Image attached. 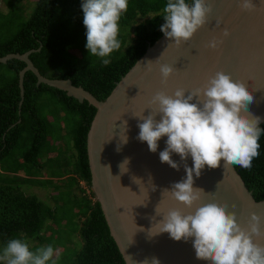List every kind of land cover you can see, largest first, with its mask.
<instances>
[{
    "label": "trees",
    "instance_id": "16d2710c",
    "mask_svg": "<svg viewBox=\"0 0 264 264\" xmlns=\"http://www.w3.org/2000/svg\"><path fill=\"white\" fill-rule=\"evenodd\" d=\"M167 2L129 0L128 11L119 22L122 46L106 57L110 63L104 65V58L90 56L86 48L83 0H35L31 15L14 33H4L6 20L0 19V56L32 50L29 58L42 75L68 78L102 100L147 46L163 34L160 28L165 23ZM186 2L191 5L193 0ZM137 17L145 18L135 22ZM24 66L17 58L0 62V242L6 245L10 239L24 238L41 243L57 235L53 227L65 214L57 213L59 205L52 207L24 190L23 185L35 181L52 184L55 202H65L72 212L71 222L77 225L82 243L71 264H125L90 187L86 137L95 107L64 90L37 83L31 70L24 73L21 96L18 73ZM50 122L58 123L61 132L69 136L63 142L73 150L64 158V146L54 144L59 137L51 134ZM260 126L264 128V121ZM258 142L260 155L250 169L234 165L256 200L264 198V133ZM54 151L55 156L46 157ZM53 161V175L61 178L67 174L65 191H60L52 178H39L41 169ZM72 186H78L80 194H74Z\"/></svg>",
    "mask_w": 264,
    "mask_h": 264
},
{
    "label": "water",
    "instance_id": "95a60500",
    "mask_svg": "<svg viewBox=\"0 0 264 264\" xmlns=\"http://www.w3.org/2000/svg\"><path fill=\"white\" fill-rule=\"evenodd\" d=\"M211 2L213 11L207 23L191 40L176 46L163 33L147 46L102 100L82 86H75L68 78L42 75L29 58L32 50L0 56V62L10 58L25 62L18 73L21 96L24 73L31 70L37 83L64 90L67 95L80 102L87 100L95 107L86 137L90 187L125 264H129L126 256L131 264H140L146 259L151 264L154 257L160 264H209L196 258L194 237L176 241L168 233L150 234L152 226L163 218L155 212L159 203L162 213L173 208L186 214L195 210L196 206L189 209L169 195L163 196L165 188L170 189L173 183L186 178L185 163L193 167L194 162L191 156L183 161L179 154L173 153L179 170L162 163L159 153L167 147V137H162L157 151L151 152L146 142L137 139L138 124L142 121L135 114L143 112L159 91L172 95L176 89L184 88L190 93L217 71H224L234 80L245 81L254 96L249 111L261 118L260 123L264 121V5L260 0H253L256 7L248 11L241 10L240 0ZM213 40L217 43L215 48L209 46ZM161 64L175 69L167 83L160 73ZM150 111L146 109L144 115ZM156 119L159 121L161 117L158 115ZM125 128L126 143L123 141ZM125 160L129 161L128 165L121 168ZM194 187L205 192L200 203L209 200L225 203L228 211L236 212L243 226H247L252 212L264 217V198L256 200L234 165L224 166L223 160L218 168L205 166L201 176L195 178ZM261 227L264 229V220ZM257 239L264 243V238Z\"/></svg>",
    "mask_w": 264,
    "mask_h": 264
},
{
    "label": "clouds",
    "instance_id": "9594fccd",
    "mask_svg": "<svg viewBox=\"0 0 264 264\" xmlns=\"http://www.w3.org/2000/svg\"><path fill=\"white\" fill-rule=\"evenodd\" d=\"M260 3L264 5V0ZM239 6L241 10L248 11L256 7L253 0H240ZM81 7L83 24L87 29L86 48L90 56L104 58L102 63L107 65L110 60L106 57L122 46L118 39L119 22L122 14L128 11L129 0H83ZM212 11L211 0H193L191 5L186 0H168L163 8L165 23L160 30L180 46L191 40L207 23ZM209 46L215 48L216 41L213 40ZM174 71L171 65H160L164 83ZM253 101L254 96L245 81L234 80L230 74L217 71L190 93L184 88L176 89L172 95L163 90L157 92L148 102L146 109H151L149 114L144 115L146 109L135 114L142 121L138 124L137 139L146 142L151 152H156L160 139L167 137V147L159 153L162 163L179 170L180 165L172 158L173 153L179 154L183 161L191 156L194 162L193 167L185 163L186 178L173 183L170 189L165 188L163 196L169 195L189 209L196 206L195 210L186 214L179 208H173L162 213L159 203L155 212L163 218L152 226L150 234L168 233L176 241L194 237L196 258L209 264H264V243L257 239L264 238L261 227L264 217L252 212L247 226H243L238 222L236 212L228 211L225 203L216 200L200 203L205 192L194 187L195 178L201 176L205 166L218 168L221 160L224 166L252 167L253 159L260 155L258 141L264 133L260 126L261 118L249 111ZM158 115L161 117L159 121L156 119ZM126 124L127 121L124 122ZM126 131L125 128V143ZM128 162L125 160L120 167L128 165ZM53 256L51 244L33 251L24 238H14L6 242L0 261L6 264H48L52 261L55 264ZM126 258L131 264L130 258ZM140 264H149V261L146 259ZM151 264H160V261L154 257Z\"/></svg>",
    "mask_w": 264,
    "mask_h": 264
},
{
    "label": "rangeland",
    "instance_id": "374dc122",
    "mask_svg": "<svg viewBox=\"0 0 264 264\" xmlns=\"http://www.w3.org/2000/svg\"><path fill=\"white\" fill-rule=\"evenodd\" d=\"M10 3H12L11 6ZM34 5L35 0H0V12H2V14L0 15V19L6 20L5 24L8 27V29L5 30L4 33H14L18 29V27L31 15ZM151 15L152 13L148 14L147 17ZM144 18L145 17H137L135 22H140ZM48 119H51V117H49ZM49 128L51 129L52 135L59 137L58 141H55L54 144H57L60 147L64 146L63 155L61 154V157L64 158L66 153L69 154L71 153V150H73L71 146L69 148H66V145H64L63 142L67 139V137V140H69V136L66 135V133L61 132V128L59 127L58 123L50 122ZM56 153L57 151L51 152L47 154L46 157L55 156ZM53 165H56L54 161L51 163L47 162L46 165L41 169L39 178H52L53 182L60 185V191L67 190L68 187H66V185L64 184L67 174L64 173L63 177L61 178L59 176L53 175V172L55 171L53 170ZM19 174L23 176L22 172H19ZM33 183V185H23L24 190L27 193L36 194L39 198H41L45 202H48L52 207H56V205H59L57 208V213L65 214V219L63 221H60L61 223L59 222L60 225L59 223H57L55 224L56 226L53 227V231H55V233L57 234L55 237L41 243L32 239H28L27 242L29 244V247L35 246L30 250L34 251L38 247L51 244L54 248V256L52 260L55 261V264H71L74 254L79 250L82 243L77 232V225H74V222H71L72 212H70L69 206L66 205L65 202H55L56 200L52 197V191L55 190L52 184L38 185V183H36L35 181ZM77 188L78 186L71 187V190L74 194H80V191ZM66 198H64V200ZM59 200L61 201L62 199ZM5 246L6 245H3L0 242V254H2V250ZM4 264H6V262H4ZM48 264H52V261H49Z\"/></svg>",
    "mask_w": 264,
    "mask_h": 264
}]
</instances>
